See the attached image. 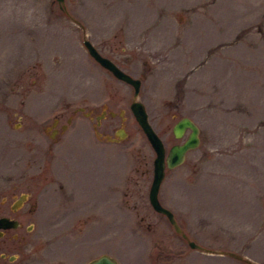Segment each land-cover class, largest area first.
<instances>
[{
	"label": "rangeland",
	"instance_id": "rangeland-1",
	"mask_svg": "<svg viewBox=\"0 0 264 264\" xmlns=\"http://www.w3.org/2000/svg\"><path fill=\"white\" fill-rule=\"evenodd\" d=\"M82 36L140 78L165 149L177 116L197 123L157 190L186 239L147 200L154 152L131 85ZM77 103L113 109L98 128L125 135L97 139L76 111L52 138ZM19 190L35 207L0 236V264H251L187 238L264 264V0H0V212Z\"/></svg>",
	"mask_w": 264,
	"mask_h": 264
},
{
	"label": "water",
	"instance_id": "water-1",
	"mask_svg": "<svg viewBox=\"0 0 264 264\" xmlns=\"http://www.w3.org/2000/svg\"><path fill=\"white\" fill-rule=\"evenodd\" d=\"M59 7L63 6V0H56ZM82 44L84 45L86 51L102 66L108 68L111 73L128 82L132 86V97L128 103L129 109L133 114L137 124L143 131L146 139L148 140L150 146L154 151L152 157V168H151V178L147 189V200L151 207L156 211L162 212L167 220L170 222L172 227L181 233L182 236H186L185 232L182 230L180 225L177 223L172 210L163 205L158 197L157 190L159 183L164 174V167H172L180 163L184 158V153L188 148H192L198 143V125L197 123L188 115H180L175 119L171 125V132L174 136H180L185 128H188L189 131L187 135L177 142L170 143L165 149L161 137L154 130L147 118V113L144 107L143 102L136 97L139 89L140 79L137 76L130 74L125 71L123 68L118 66L110 57L100 53L95 45L90 41L86 36H82ZM118 138L125 135V130L122 127H119L115 131ZM22 196V195H20ZM16 219L8 217L6 215H0V227L14 226L16 224ZM187 243L191 246H195L208 251L215 252H226L231 255H234L238 258H243L251 264H263L258 261H251L247 257H244L232 250L224 249H212L203 247L201 244L190 240L187 238ZM83 264H119L118 260L111 254L107 252H100L95 256H92Z\"/></svg>",
	"mask_w": 264,
	"mask_h": 264
},
{
	"label": "flooded vegetation",
	"instance_id": "flooded-vegetation-1",
	"mask_svg": "<svg viewBox=\"0 0 264 264\" xmlns=\"http://www.w3.org/2000/svg\"><path fill=\"white\" fill-rule=\"evenodd\" d=\"M104 68L107 69L111 73V71L108 68H106V67H104ZM102 104H104V103H102ZM102 104H101V106H102ZM95 108H97V106L96 105H92L90 103H85V104L84 103H82V104L77 103V104H75L72 107V111L69 114H67L64 117L63 120H61V121L57 120L56 121V119H54L55 121L54 120L52 121L54 123V127L51 129V134L50 135L51 136L53 135L52 138H55L60 133H62V131L67 126V124L72 119L73 113H75L76 111H79L82 115L93 119V123H92V125L94 126L93 131H94V134L96 135L95 137L97 139H100L99 137H104V138L106 137L107 139H118L115 131L118 130L119 127L123 128L122 125H118L117 127L113 128V134L112 135L107 134V133H103V131L100 128H98V126L101 124V121L103 120V118L106 115H113L115 111L113 109H111V108H107V107L102 106L99 111L94 112L92 109H95ZM181 115H183V114H181ZM188 131H189V129L185 128L183 130V132H182L181 139L176 140V141H181L187 135ZM176 141H173V142H176ZM173 142H171V143H173ZM198 142H199V135H198ZM188 149H190V148H188ZM186 151L184 153V157H185ZM20 195H22V196H20ZM11 196L12 197L8 200L7 205H6L7 206L6 210H8V211L0 212V215H6L8 217L15 218L17 223L14 226L0 227V236L5 233L6 229L15 228L17 226H20L21 225V220H20V216L19 215L23 214V211H24V213H29L35 207V202L34 201H31L30 203H28V205L26 207L24 206V203H25L26 199L28 198V192L27 191L19 190L17 192H12ZM172 212H173V210H172ZM173 214H174V212H173ZM27 227H28V225H27ZM4 255H5V252L4 251H0V256H4ZM14 255H15L14 253H9L7 255V257H8V259H12L14 257Z\"/></svg>",
	"mask_w": 264,
	"mask_h": 264
}]
</instances>
